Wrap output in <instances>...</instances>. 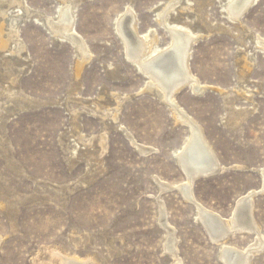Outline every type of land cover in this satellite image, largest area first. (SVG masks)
I'll return each instance as SVG.
<instances>
[{
	"label": "rangeland",
	"instance_id": "obj_1",
	"mask_svg": "<svg viewBox=\"0 0 264 264\" xmlns=\"http://www.w3.org/2000/svg\"><path fill=\"white\" fill-rule=\"evenodd\" d=\"M223 1L210 0L205 14L209 25L227 31H214L209 36L198 33L191 49V72L207 86L206 91L194 95L184 88L175 96L181 108L202 127L224 168L195 181L192 196L203 208L227 218L241 196L254 193L252 218L264 233V194H257L264 170V53L249 34L251 31L264 39V0H257L244 14L243 25L228 19ZM25 2L32 10L46 14L55 11L56 3L51 0ZM168 2L81 0L76 30L88 43L93 58L77 79L70 46L55 44L32 18L18 22L26 60L21 61L22 72L14 92L0 80V124L1 108L11 94L42 104L16 112L2 125L0 264H33L38 257L46 258L47 251L39 254L44 247L58 248L70 258L89 264H171L165 249V228L174 237L180 264H223L217 244L209 241L201 227L195 205L177 191L186 183L175 159L187 129L175 124L156 98L137 94L144 80L125 60L114 31L118 15L129 6L138 31L152 27L159 46L166 47L169 35L154 16L155 10ZM184 14L191 17L190 12H180L172 19L187 21ZM195 25L193 31H197ZM244 53L253 58V66L240 81L238 63ZM239 86L251 91L250 101L237 97ZM73 88L77 105H90L105 90L128 96L118 121H106V149L95 142L89 151L100 153L99 158L76 146L77 136L97 137L102 126L98 118L81 112L77 118L80 134L73 136L65 111L66 96ZM245 111L246 115L239 116ZM126 134L137 145L153 151L144 157ZM156 181H165L175 189L164 192ZM228 243L237 249L255 248L249 234L233 235ZM257 254L252 252L251 263L264 264V250Z\"/></svg>",
	"mask_w": 264,
	"mask_h": 264
},
{
	"label": "bare ground",
	"instance_id": "obj_2",
	"mask_svg": "<svg viewBox=\"0 0 264 264\" xmlns=\"http://www.w3.org/2000/svg\"><path fill=\"white\" fill-rule=\"evenodd\" d=\"M51 1L56 3L53 14H46L42 11L32 10L28 7L29 5L26 4L25 0H0V16L2 17L1 21H3V24L0 27V80L7 89L11 90L10 92H14L18 86L22 72L21 61L26 60L25 54H23L25 51V45L20 39L18 25V22L22 18L34 19L35 23L34 21L33 23L43 27L55 44H66L73 49L75 58V79L78 78L80 72L87 65H89L93 58L88 43L81 36V34H78L76 30L77 9L81 4V0ZM181 1L182 0H169L168 3H163L159 9L155 10V22L159 26L165 28L167 35H169V42L166 44L167 46L165 45L166 47L159 46V38L155 29L152 27L143 33L138 31L137 20L130 15L129 6L125 8V12L123 11L124 13L122 12L118 15L114 24V31L122 44L123 56L125 60L144 80L142 86L138 89L137 94L147 93L154 97V99L156 98L161 104H163V106L166 107L174 123L182 124L187 129L184 144L178 151H176L177 154L175 160L178 165L179 157L181 156L186 169L191 174L196 175L204 171H210L214 168L218 171H222L224 168L219 165V162L211 149V145L207 143L202 127L197 123V121L188 115L189 113L187 114L185 110L181 108L182 106L177 103V97L175 98V96L184 88H186V90L190 89L194 95H201L206 91L207 86L200 82L191 72V49L197 41L198 36H196V34L202 33L205 36H209L214 31L219 33L221 31L222 33L224 29L218 25L212 27L207 21L205 6L209 4L210 0H184L185 3L180 4ZM223 2L225 3V6H223L226 11L225 15L228 16V19L243 25L241 18L253 5H255L257 0H224ZM11 11L14 12L12 13ZM180 12H190L191 17L184 14L187 21H176L172 19ZM194 21H197V23H195L198 27L197 31L192 30V27L195 25ZM226 31L224 30V33ZM250 32L251 31H249V34L257 45V48L264 53V39L260 38L259 35ZM3 54L7 55V57L3 56ZM238 64L240 65L239 80L241 81L252 70L253 58L244 53ZM112 74L113 73L107 72L109 77H111ZM241 86L237 88V97H241L245 101H250L252 97L251 91H247L245 90L246 88H242ZM114 92L105 90L100 93L95 100L91 101L90 105L85 106L75 104L77 103V93L75 88L71 89L66 96L65 111L67 112L71 122V129L74 133L73 136L80 134L77 118L80 116L81 112L90 114L91 117L96 119L98 118L101 121L102 129L99 136H93L92 138H88L87 136L76 137V146L85 147L89 156H94V159L99 158L100 153L98 155L91 153L89 152L90 149L94 148L95 142L100 145L101 149H106V121L109 120L112 123L118 121V113L120 112L122 103L128 98V96L120 95ZM109 100L112 101L109 102ZM41 104L42 103H39V105ZM39 105L32 99L21 98L20 95L14 96L11 94L7 104L1 108V119H3V121L0 124V141H4L2 125L7 117L14 115L16 112L21 113L22 111L28 110L32 107L37 108ZM245 112L244 114L238 115L244 116L247 114V112ZM127 137L129 138L131 144L138 149L139 153L144 157L153 151V149L150 150L148 148H144L145 146L141 147L139 144L137 145L136 141L133 142L128 135ZM76 146L74 153H76ZM91 157L87 159L88 163H90ZM184 181L186 183H184L183 186L190 185L187 178H185ZM164 182L156 181L162 191L164 188H173L174 185L171 186ZM191 195L192 194L190 193L189 196ZM253 195L254 193L251 192L243 197L241 196L240 201L247 198H253ZM192 203V205H195L194 209L199 222L204 220L205 224L211 229V231H215L214 233H217L220 231L221 227H226L228 230H232L233 226L238 228L242 227V230L251 231V233L249 232V235L253 237V248L255 247L253 249V253L257 254L263 252L264 233L256 227L255 223H251L248 220L247 214L244 215L243 213L241 215V222L238 223L236 218L234 221L231 219V216L222 218L218 214L213 213V211L211 212L208 209L203 208V205L200 206L196 201H193ZM217 216H219L223 224L218 222ZM165 229V249L172 258L171 264H180L176 251H174V247L176 246L174 237L172 236V238H170L169 234L171 231L168 228ZM1 243L2 239L0 238V247ZM75 243L77 244V240ZM215 244H217L219 248V257H221L222 262L223 260L225 261V264H252L250 262L251 258L249 252L246 251V249H237L230 246L228 239H218ZM43 251L48 252L46 258L43 259L38 257L35 261H33V264H47V262L51 264H89L86 261H79L75 258H70L63 251L55 247L46 249L44 247L39 254H42Z\"/></svg>",
	"mask_w": 264,
	"mask_h": 264
},
{
	"label": "water",
	"instance_id": "obj_3",
	"mask_svg": "<svg viewBox=\"0 0 264 264\" xmlns=\"http://www.w3.org/2000/svg\"><path fill=\"white\" fill-rule=\"evenodd\" d=\"M181 91V90H180ZM179 168L184 176V178H187V180H189L190 185L189 186H181L180 188H177L179 192H181L183 194V197L185 198V200L191 204H193V196H189V194H192V186L195 183V181L199 180V179H205V178H209L215 174H217L219 171L217 169H212L210 171H204L198 174H191L189 173V171L186 169L185 164L181 158V156L179 157ZM261 180H262V186L260 191L257 194H264V172H262L261 174ZM173 189L175 188H164L163 191L164 192H171ZM255 195H253L254 197ZM251 202H252V198H247L243 201H240L237 203L235 210L231 216V219L234 221V219L236 218V220L239 222H241V215L244 213L247 214V218L251 223L253 222V218H252V207H251ZM244 208V210H243ZM244 211V212H241ZM217 220L220 224H223L222 220L219 218V216H217ZM161 223L163 225L164 223V216L163 214L161 215ZM201 227L204 231V233L206 234V236L208 237L209 241L211 243H216V241L218 239H229L231 238L233 235L236 234H250L251 231H245L242 230V227H235L233 226L232 230H228L226 227H221L220 231L217 233H214L215 231H211V229L205 224L204 220L200 221ZM253 229V228H252ZM255 229V226H254ZM253 229V230H254ZM251 230V229H249ZM250 232V233H249ZM169 237L172 238V233L169 234ZM246 251L249 252L250 258H251V253L253 252V249L249 248ZM241 255V254H239ZM223 259V258H222ZM251 262V259H250ZM223 264H225V261L223 260Z\"/></svg>",
	"mask_w": 264,
	"mask_h": 264
}]
</instances>
